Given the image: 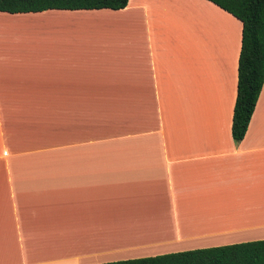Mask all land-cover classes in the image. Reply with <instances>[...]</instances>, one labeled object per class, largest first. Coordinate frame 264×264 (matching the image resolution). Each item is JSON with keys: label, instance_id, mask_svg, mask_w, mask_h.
<instances>
[{"label": "crops", "instance_id": "crops-1", "mask_svg": "<svg viewBox=\"0 0 264 264\" xmlns=\"http://www.w3.org/2000/svg\"><path fill=\"white\" fill-rule=\"evenodd\" d=\"M241 28L209 0L0 11V264L264 239V83L231 134Z\"/></svg>", "mask_w": 264, "mask_h": 264}, {"label": "trees", "instance_id": "trees-1", "mask_svg": "<svg viewBox=\"0 0 264 264\" xmlns=\"http://www.w3.org/2000/svg\"><path fill=\"white\" fill-rule=\"evenodd\" d=\"M242 24L231 134L244 137L264 83V0H209ZM128 0H0L7 13L120 9ZM90 264H264V239Z\"/></svg>", "mask_w": 264, "mask_h": 264}]
</instances>
